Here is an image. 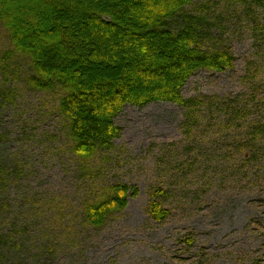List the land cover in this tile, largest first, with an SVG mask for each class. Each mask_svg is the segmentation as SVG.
Instances as JSON below:
<instances>
[{"label":"rangeland","instance_id":"rangeland-1","mask_svg":"<svg viewBox=\"0 0 264 264\" xmlns=\"http://www.w3.org/2000/svg\"><path fill=\"white\" fill-rule=\"evenodd\" d=\"M193 1L189 11L205 6L213 22L226 27L217 33L220 45L236 57L232 69L199 71L184 86L183 97L202 109L200 125L187 132L185 109L176 104L126 105L115 118L121 134L113 148L87 160L72 151L58 109L62 92L29 88L28 59L15 52L4 57L13 47L0 26V132L8 145L4 156L24 169L15 189L17 230L32 238V262L264 264V157L253 153L256 158L247 161L253 156L240 138L255 105L264 110V39L244 19H227L228 25L219 19L216 0ZM243 104L250 115L242 117L243 124H228L226 109ZM116 183L137 186L139 196L103 226L89 225L86 203ZM159 185L191 191L190 196L197 191L202 198H195L194 207L180 197L166 202L172 216L159 223L147 211L149 192Z\"/></svg>","mask_w":264,"mask_h":264},{"label":"trees","instance_id":"trees-1","mask_svg":"<svg viewBox=\"0 0 264 264\" xmlns=\"http://www.w3.org/2000/svg\"><path fill=\"white\" fill-rule=\"evenodd\" d=\"M213 4L221 9L218 18L224 23L244 19L252 34L264 39V0H216ZM193 5V0H0V26L13 47L4 57L15 52L28 59L31 72L25 81L32 90L62 92L58 109L79 158L91 159L113 148L121 134L115 118L126 105L165 102L183 107V127L190 133L203 115L196 100L182 95L187 81L202 70L232 69L236 61L231 48L220 45L222 35H217L226 27L213 22L205 6L189 11ZM259 95L264 96V83ZM246 106L228 107L227 123L243 124L242 117L250 115ZM261 107V103L255 105L247 134L240 136L248 157L253 156H245L247 161L256 158L253 153L264 157ZM7 147L0 132V264H36L27 254L29 232L17 230L15 189L24 169L4 156ZM139 194L135 185H111L99 200L86 203L87 223L103 226ZM191 194L156 186L149 192L147 211L162 223L173 212L164 204L180 197L194 207L195 198L202 197L197 191ZM187 242L192 245L194 240Z\"/></svg>","mask_w":264,"mask_h":264}]
</instances>
